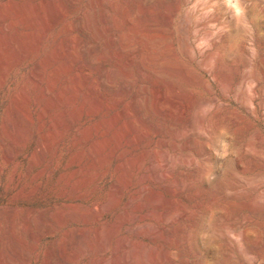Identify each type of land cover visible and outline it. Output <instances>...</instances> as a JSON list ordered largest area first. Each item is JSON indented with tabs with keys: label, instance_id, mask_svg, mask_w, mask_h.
Segmentation results:
<instances>
[{
	"label": "rangeland",
	"instance_id": "rangeland-1",
	"mask_svg": "<svg viewBox=\"0 0 264 264\" xmlns=\"http://www.w3.org/2000/svg\"><path fill=\"white\" fill-rule=\"evenodd\" d=\"M0 264H264V0H0Z\"/></svg>",
	"mask_w": 264,
	"mask_h": 264
},
{
	"label": "bare ground",
	"instance_id": "bare-ground-1",
	"mask_svg": "<svg viewBox=\"0 0 264 264\" xmlns=\"http://www.w3.org/2000/svg\"><path fill=\"white\" fill-rule=\"evenodd\" d=\"M55 4V3H54ZM56 7V6H55ZM55 7H54V9H55ZM50 8V7H49ZM87 22V21H86ZM86 22H84L85 24H86ZM89 22V21H88ZM135 25V24H134ZM44 31V30H43ZM42 32V31H41ZM135 33V32H134ZM41 34V33H40ZM42 35H44V34H42ZM143 35H145V34H143ZM126 36H127V34H126ZM125 36V37H126ZM146 36V35H145ZM128 37V36H127ZM126 37V38H127ZM150 38V37H149ZM153 37H151V39H152ZM39 39V38H38ZM149 44V43H148ZM151 45V44H150ZM148 50V49H147ZM151 50H152V48H151ZM69 51V50H68ZM68 51H66V52H68ZM153 54V53H152ZM12 55V54H11ZM148 56V58H146L147 60H146V62H148V63H150V64H153V61H155V60H153L151 57H149V55H147ZM146 56V57H147ZM152 56V55H151ZM166 56V55H165ZM170 56H171V54H170ZM169 58V57H168ZM92 59L93 60H96V54L95 53H93L92 54ZM161 60V59H160ZM91 62H92V60H91ZM93 63V62H92ZM94 63H95V61H94ZM150 64H148V65H150ZM154 65V64H153ZM32 81V80H31ZM108 82V81H107ZM106 82V83H107ZM108 84V83H107ZM15 215H17V214H15ZM19 215V214H18ZM17 215V216H18ZM20 216V215H19ZM16 218V217H15ZM21 218V217H20ZM37 220V218L35 219V221ZM15 221V219L14 220H12V223H10V230H11V235H12V237H10V238H12L11 240H10V242L8 243V245H7V247H6V249H5V255L9 258V260H11V258H12V256L14 255L15 256V248H14V227H13V224H19V226H18V228L20 227V225H21V227H22V223H20V219L19 218H16V221ZM18 222V223H17ZM38 222H39V219H38ZM35 224H36V227H38L39 228V226H40V224L39 225H37L38 223H37V221L35 222ZM24 226V225H23ZM16 228V227H15ZM37 228V229H38ZM20 229V228H19ZM10 235V236H11ZM73 246V245H72ZM3 257V256H2ZM2 259V258H1ZM3 260V259H2ZM4 261V260H3ZM13 261V260H12ZM8 262V261H7Z\"/></svg>",
	"mask_w": 264,
	"mask_h": 264
}]
</instances>
